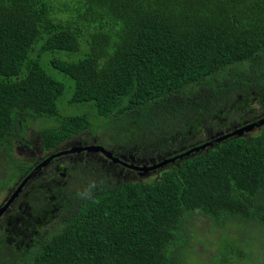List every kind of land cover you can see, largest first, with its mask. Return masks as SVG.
<instances>
[{
	"label": "trees",
	"instance_id": "1",
	"mask_svg": "<svg viewBox=\"0 0 264 264\" xmlns=\"http://www.w3.org/2000/svg\"><path fill=\"white\" fill-rule=\"evenodd\" d=\"M259 68L264 0H0V151L10 155L32 118L57 122L39 129L50 153L124 114L193 134L223 105L246 106L264 83ZM57 74L73 81L66 101L81 111L57 113ZM254 131L153 181L113 186L101 171L55 167L25 196L34 223L3 229L0 264H177L195 213L232 242L198 263L190 243L186 264H264V127ZM29 165L16 164L13 188Z\"/></svg>",
	"mask_w": 264,
	"mask_h": 264
},
{
	"label": "rangeland",
	"instance_id": "2",
	"mask_svg": "<svg viewBox=\"0 0 264 264\" xmlns=\"http://www.w3.org/2000/svg\"><path fill=\"white\" fill-rule=\"evenodd\" d=\"M242 66H246V64H242ZM259 71L263 73L264 69L259 68ZM56 77L62 80L64 85L63 96H60L56 102L57 113L60 115L81 111L82 106H71V104L66 101L72 94L73 81L65 77L62 78L60 74H57ZM222 111L224 113V118L228 119L230 122L232 118L237 115V110L227 105L222 107ZM87 114L89 113L87 112ZM144 119L145 121L139 114L131 117H128L127 114L120 115L116 118L114 125H106V132L102 133V135L101 133L99 135H91L90 131H84L68 141V146L73 143L75 144L73 147H80L81 145H91L96 142L106 147L110 152H114L116 156L128 159V163L141 165L138 159H146L148 161L161 160L160 158L164 152L170 150L177 152L180 150L183 143L187 144L190 142V144H192L198 139H203V137L207 140L211 138L214 139V137L221 132L220 122L223 121L221 117L214 116L206 122H202L200 124L201 130L193 134L189 133V130H185L183 133H176L179 129L177 130L175 127L178 126L174 127L170 125V133H173V135L167 137L170 134L165 133L168 129L163 130L158 122H149L146 118ZM42 120L43 119L40 118H32L29 121H24L26 132L22 137L14 139L10 155H8L4 149L0 151V186H3L0 191V200L4 198L8 188H10L11 184L22 172V167L16 166V164H36L46 156L47 153L43 152L41 149L39 129L44 125L43 122H47V126L57 122L52 119L47 121L43 120V122ZM167 123L170 124V122ZM167 123H165V125ZM187 134L191 137H187ZM188 138L190 141L185 142ZM107 141H119V143H115L114 145L116 146L107 147L105 145ZM63 145L64 147L66 146L65 143ZM64 147L61 146L59 150ZM86 155L87 152L83 151L71 154L69 158L60 157L57 163L54 161L43 168L41 167L42 173L37 171L34 177H37L38 181H40L45 175L43 172L48 173L49 170L51 171L57 164H62L65 167H70L69 165H71L74 168H79L80 171H101L103 174L105 173L106 176L108 175L107 177L110 184L116 186L125 181L156 180L161 176V173L168 168H157L151 172H140L142 168L127 170L121 168L119 165L111 163L100 153H94L92 157L84 162L83 159L87 157ZM10 156L13 157L9 159ZM2 202L4 201L2 200ZM18 218L22 221H30L33 223V220L27 217L24 212V207L20 204H15L13 206L12 204L9 205L0 220L6 222L5 225L10 227L13 225V221ZM183 230L187 233L182 235L181 239L183 240V245L181 248L173 250L171 253V257L177 264H186L190 243L193 261L198 263L216 260L220 250L224 249V245L229 244L231 241V238H226L223 234L221 235L220 228L217 227L212 220L198 213L190 214L185 218ZM217 244H221V248L216 254ZM185 245L187 249L184 248ZM259 251L260 248L256 249V252L259 253Z\"/></svg>",
	"mask_w": 264,
	"mask_h": 264
},
{
	"label": "flooded vegetation",
	"instance_id": "3",
	"mask_svg": "<svg viewBox=\"0 0 264 264\" xmlns=\"http://www.w3.org/2000/svg\"><path fill=\"white\" fill-rule=\"evenodd\" d=\"M258 89H259V92H257V93H254L253 92V96L254 97L252 98V100L246 106H244L243 108H240V109H237V108L234 109L233 108L234 110H237V115H235L232 118L231 122L228 119H225L224 118V113H223V111L221 109V115H222L221 118L223 119V121L220 122L221 123V132L220 133H222V132L228 133V132L236 131L234 134L231 135V137H235V136L242 135V136L248 138V137L251 136V134L253 132H255L254 130L261 129L262 127H264V123H260L258 125L255 124L262 117H264V83L259 84ZM240 95L242 96V93H240ZM242 103L243 102L240 101V104H242ZM225 106L226 105H223V107H225ZM217 116H219V115H217ZM213 117H211V118H213ZM211 118H209V119H211ZM209 119L207 118L206 121L209 120ZM249 124H253V126L251 127V129H249V130H240L242 127H246ZM189 133H190V130H189ZM80 134L81 133H79L78 135H80ZM78 135H76V136H78ZM187 137H191V136H187ZM206 140L207 139L205 137H203V139L202 138L201 139H198V140H196L195 143L190 144V142H188V141H190V139L188 138V140L185 141V142H188V143L187 144L183 143L181 145V147H180V150H178L177 152H173L174 150H170V151L164 152V154L160 158L161 160L157 159V160H154V161H148L146 159H138V161H139V163L141 165H136V164H133V163H128V161H127L128 159H126V158H124V160H119V161H112L110 159H108V160L111 163L116 164V165H119L121 168H124V169H127V170H133V169H137V168H141V167H149V169H147V171L148 172H151V171L156 170L157 168L169 167V166L174 165L177 162L183 160L184 159V155L181 158L178 157V155L180 153H183L184 151L188 150L189 148L195 147L196 145H198V144H200V143H202V142H204ZM65 144H66L67 147L66 146L64 147V145H63L64 148H62L61 150H59V148H57L52 153L46 152L47 153L46 155H48V156L50 154H53V153H56V152L58 153V155L55 156V157H53L52 159H50L47 162L46 165H48L49 163H52L54 161L57 163L58 160H59L58 158H60V157L61 158H69L71 154H75V153H79V152H83V151L87 152V155H86L87 157L85 159H83L84 162H86V160L88 158L92 157L94 153H100L101 154V152H99V151L87 150L85 148L84 149H81L79 151H73V152L72 151H67L70 148H75V147H73V145H75V144L71 143L69 146H68V142L65 143ZM92 145H97V143L95 142V143H93L91 145H86L85 144V145H81L80 147H86V146H92ZM113 146H116V145H113ZM208 147H210V146H207L204 149H200L198 152L205 153V152H207V150H208L207 148ZM198 152L193 151L190 154H195V153H198ZM110 153L116 156V154L114 152L113 153L110 152ZM46 157L47 156H45L44 158H46ZM42 160H40V161H42ZM163 160H166V162L163 165H157L159 162H161ZM40 161H38L36 164L30 163V165H32V167L31 168L27 167L29 170L28 171L26 170L27 172L25 171L26 173L21 177V179L27 173H29L33 169V167H35L38 163H40ZM45 166H43V167H45ZM57 166H62L64 169L65 168H70V169H78L79 170V168H74L71 165H69L70 167H65L62 164H57L55 167H57ZM54 168H52L51 171L49 170L48 173L43 172V173H45V175L41 178L40 181H38V178L37 177H34L35 175L32 178L28 179L27 182H26V184H25V186L22 188V190L19 192V194L15 197V199L11 203L12 206L15 205V204H20V205H22L24 207V212H25V209H26V207L28 205V199H25V196L30 192V190L33 188V186L36 183H39V184H48L47 183V180L50 177V174H51V172H52V170ZM41 169L38 170L39 173H42ZM12 189H13V187H10L7 190V193L4 195V198L0 200V205L3 204L2 200L5 201L7 199L6 197L9 196L10 192L12 191ZM51 210H52V208H51ZM51 210L48 211V212H51ZM48 212H46V213H48ZM66 212H67V210L65 208H63V214L66 213ZM3 215H4V212L0 215V219L2 218ZM27 217H30L33 220V223H34V218L33 217H31L29 215H27ZM44 219H46V218H44ZM15 221H16V224L17 225L19 224V221L24 222V223H27V224H33L30 221L25 222V221L20 220L19 218L18 219H15L13 222H15ZM5 223L6 222H3V221L0 220V235H3L4 234L3 229L4 230H8L7 228H12L14 226V224H13L12 226L8 227V226L5 225ZM52 227H55V225H51V228Z\"/></svg>",
	"mask_w": 264,
	"mask_h": 264
},
{
	"label": "water",
	"instance_id": "4",
	"mask_svg": "<svg viewBox=\"0 0 264 264\" xmlns=\"http://www.w3.org/2000/svg\"><path fill=\"white\" fill-rule=\"evenodd\" d=\"M260 123H264V117L261 118L257 123H255L256 125L260 124ZM253 126V124H249L246 127H242L240 130H249L251 129V127ZM236 131H232L230 133H227L223 136H219L216 137L215 139H212L211 141L205 142L197 147H194L190 150H188L187 152H185L184 154H187L189 151H197L198 149L204 148L206 147L208 144H212L213 142H219L220 140H222L223 138L234 134ZM87 149V150H95V151H99L101 152L104 156H106L107 158L111 159L112 161H119V159L115 156H113L107 149H105L102 145H92V146H86V147H75V148H70L67 151H79L81 149ZM64 153V152H63ZM58 153H53L50 154L49 156H47L46 158H44L42 161H40V163H38L35 167H33V169L27 174L25 175L20 182L14 187V190L10 193V195L8 196V199L2 204L0 205V215L5 212L7 210V207L11 204V202L14 200V198L19 194V192L22 190L23 186L26 184L27 180L32 178L36 172L43 166H45L47 164V162L52 159L53 157L57 156ZM183 155V154H181ZM179 155V156H181ZM166 162V160H163L161 162H159L157 165H162ZM143 171H146L147 169H149V167H141Z\"/></svg>",
	"mask_w": 264,
	"mask_h": 264
},
{
	"label": "clouds",
	"instance_id": "5",
	"mask_svg": "<svg viewBox=\"0 0 264 264\" xmlns=\"http://www.w3.org/2000/svg\"><path fill=\"white\" fill-rule=\"evenodd\" d=\"M262 118H263V117H262ZM204 121L206 122V120H204ZM204 121H203V122H204ZM224 133H225V132H222V133L217 134V135L214 137V139H215L216 137L223 136V135L227 134V133H225V134H224ZM228 133H230V132H228ZM222 134H223V135H222ZM230 137H231V135H229V136H227V137H225V138H223V139H227V138H230ZM211 139H212V138H211ZM211 139H210V140H206V141H204V142H202V143L196 145L195 147H197V146H199V145H201V144H203V143H205V142H208V143H209V141H211ZM223 139H222V140H223ZM220 141H221V140H220ZM97 145H98V144H97ZM211 145H212V144H208L207 146H210V147H211ZM102 146H103V145H102ZM207 146H206V147H207ZM103 147H104V146H103ZM104 148H105V147H104ZM192 148H194V147H192ZM192 148H189L188 150H190V149H192ZM204 148H205V147H204ZM204 148H201V149H204ZM105 149H106V148H105ZM188 150L184 151L183 153H180L179 155L183 154L184 157L190 156V155H191L190 153L193 152L194 150H193V151H189L187 154H184V153L187 152ZM199 150H200V149H198V150L195 151V152H198ZM108 151H109V150H108ZM198 153H201V152H198ZM112 155H113V154H112ZM179 155H178L179 158H181V157L183 156V155H181V156H179ZM113 156H115V155H113ZM105 157H106V156H105ZM115 157H117V156H115ZM106 158H107V157H106ZM107 159H109V158H107ZM110 160H111V159H110ZM162 165H163V164H162ZM174 165H176V164H174ZM140 171L143 172V170H140ZM146 171H147V170H146ZM144 172H145V171H144ZM147 172H148V171H147ZM27 174H28V173H27ZM27 174H26V175H27ZM19 182H20V181H19ZM19 182H18V183H19ZM18 183H17V184H18ZM17 184H16V185H17ZM120 184H121V183H120ZM118 185H119V184H118ZM24 186H25V185H24ZM10 187H12V186H10ZM14 187H15V186H14ZM8 189H9V188H8ZM13 190H14V188L12 189V191H13ZM12 191H11V192H12ZM11 192H10V193H11ZM6 193H7V192H6ZM9 195H10V194H9ZM7 199H8V197H7ZM7 199H6V200H7ZM14 199H15V198H14ZM6 200H5V201H6ZM5 201H4V202H5ZM4 202H3V203H4ZM12 202H13V201H12ZM12 202H11V203H12ZM67 211H69V210H67ZM66 213H67V212H66Z\"/></svg>",
	"mask_w": 264,
	"mask_h": 264
}]
</instances>
